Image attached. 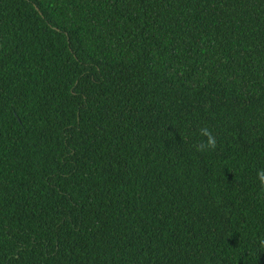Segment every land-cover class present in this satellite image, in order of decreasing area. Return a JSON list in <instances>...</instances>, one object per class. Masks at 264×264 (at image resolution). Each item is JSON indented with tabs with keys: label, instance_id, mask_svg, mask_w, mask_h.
<instances>
[{
	"label": "trees",
	"instance_id": "16d2710c",
	"mask_svg": "<svg viewBox=\"0 0 264 264\" xmlns=\"http://www.w3.org/2000/svg\"><path fill=\"white\" fill-rule=\"evenodd\" d=\"M262 167L264 0H0V264H264Z\"/></svg>",
	"mask_w": 264,
	"mask_h": 264
},
{
	"label": "clouds",
	"instance_id": "9594fccd",
	"mask_svg": "<svg viewBox=\"0 0 264 264\" xmlns=\"http://www.w3.org/2000/svg\"><path fill=\"white\" fill-rule=\"evenodd\" d=\"M199 134L204 139L199 145L201 151H210L214 150L217 144V140L212 132L207 127H202L199 130ZM256 177L261 186H264V167L260 168L256 172ZM261 246H264V240L260 241Z\"/></svg>",
	"mask_w": 264,
	"mask_h": 264
}]
</instances>
